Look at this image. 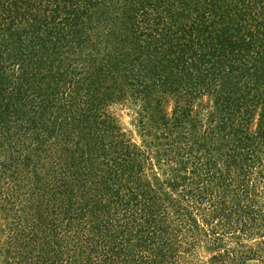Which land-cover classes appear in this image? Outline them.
<instances>
[{
  "label": "trees",
  "instance_id": "1",
  "mask_svg": "<svg viewBox=\"0 0 264 264\" xmlns=\"http://www.w3.org/2000/svg\"><path fill=\"white\" fill-rule=\"evenodd\" d=\"M251 262L264 0H0V264Z\"/></svg>",
  "mask_w": 264,
  "mask_h": 264
},
{
  "label": "rangeland",
  "instance_id": "2",
  "mask_svg": "<svg viewBox=\"0 0 264 264\" xmlns=\"http://www.w3.org/2000/svg\"><path fill=\"white\" fill-rule=\"evenodd\" d=\"M125 120H127V118H125ZM249 264H255V263L251 262V263H249Z\"/></svg>",
  "mask_w": 264,
  "mask_h": 264
}]
</instances>
